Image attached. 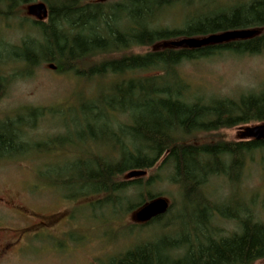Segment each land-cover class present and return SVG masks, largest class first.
Segmentation results:
<instances>
[{"label":"trees","instance_id":"16d2710c","mask_svg":"<svg viewBox=\"0 0 264 264\" xmlns=\"http://www.w3.org/2000/svg\"><path fill=\"white\" fill-rule=\"evenodd\" d=\"M37 2L45 5L47 16L29 23L36 37L25 36L16 47L5 48L8 55L2 54L5 49L0 52V97L8 85L3 62L20 65L26 76L41 65H53L58 74L100 84L93 95L75 94L78 106L69 111L77 128L66 121L59 135L45 141H27L26 130L45 114L63 117L65 112L33 109L0 120V160L53 151L78 139L85 144H79L68 167L38 172L41 178L52 172L48 179L66 199L103 196L97 207H115L131 188L138 202H128L127 211H133L160 196L149 190L163 180L177 187L187 204L183 212L167 219L170 206L145 224L169 236L136 245L106 264H253L264 259V222L234 198L238 213L232 214L226 205L211 202L207 191L213 178L237 183L246 161L256 156L264 170V141L190 142L200 133L264 123V84L236 99L204 101L191 94L180 70L185 63L222 54L263 53L264 0H0V6L7 15ZM174 10L183 12L179 26L159 23ZM242 30L257 34L199 49L169 45ZM134 48L152 49L129 53ZM97 142L106 148L98 149ZM155 167L143 186L140 180H117ZM222 220L234 221L237 230L218 235L214 225Z\"/></svg>","mask_w":264,"mask_h":264},{"label":"rangeland","instance_id":"374dc122","mask_svg":"<svg viewBox=\"0 0 264 264\" xmlns=\"http://www.w3.org/2000/svg\"><path fill=\"white\" fill-rule=\"evenodd\" d=\"M88 3H107L119 0H87ZM247 2L249 0H238ZM20 6L13 14H7V9L0 6V52L5 48L16 47L25 36L36 37L35 32L28 30V25L36 18L29 14L31 5ZM44 5V4H43ZM183 12L174 10L160 18L163 26L176 27L180 25ZM41 18L39 21H44ZM199 39V38H197ZM178 41V40H175ZM152 48H134L131 54H142ZM8 55V49L2 53ZM2 74L8 85L0 97V120L13 117L28 110H54L65 115L45 114L38 118L33 128L26 130V140L31 142L45 141L62 131L64 122H72V128H77L75 117L69 110L76 108L75 94L82 97L93 95L98 87V81L81 82L70 75H61L51 70L48 65L35 68L30 76H26L20 65L3 62ZM181 75L190 86L194 97L209 99H236L238 96L256 92L264 84V52L253 56H233L222 54L206 60L185 63L181 66ZM69 111V112H68ZM48 113V112H46ZM55 116V117H53ZM124 121V120H123ZM243 125L231 129H221L211 133H200L190 141L197 145L217 142L238 143L244 141ZM79 140L67 143L62 148L26 155L12 160H0V198L13 205L27 209L31 214L39 215L38 220L55 223L50 228L51 235L36 239L29 243L22 256L11 252L0 257V264H106L112 258L125 253L146 242H155L162 236H169L159 227L134 223L132 216L139 210L127 211L128 202L133 205L138 202L136 190L129 189L122 194V201L113 207L102 208L96 203L103 196L66 199L64 193L53 186L48 173L43 178L38 176L40 170H55L66 168L71 164L75 154H79ZM98 149L106 148L104 143L97 142ZM258 157L247 160L239 181L231 184L224 178H213L207 188L211 194V202L219 206L229 207L231 213H238V206L246 208L254 219L264 222V170L257 163ZM157 167V166H156ZM154 168L144 171L143 176L128 178L127 174L118 178L119 182L140 180L141 186L156 173ZM67 171V169H66ZM145 193V189H141ZM159 194L171 206L167 219L182 213L187 204H182L177 187L163 180L150 190ZM121 196V195H120ZM226 205V206H225ZM16 220L11 223V216L0 206V229L22 226L26 220L20 214H14ZM8 219V221H7ZM214 226L218 227V235L226 236L237 230L234 221L222 220ZM0 239L8 236L0 231ZM253 264H264V259Z\"/></svg>","mask_w":264,"mask_h":264},{"label":"water","instance_id":"95a60500","mask_svg":"<svg viewBox=\"0 0 264 264\" xmlns=\"http://www.w3.org/2000/svg\"><path fill=\"white\" fill-rule=\"evenodd\" d=\"M29 14L36 18V20H41L42 17L46 18L47 8L43 4L31 5L29 7ZM256 34V30L225 32L199 39H181L178 41H173L169 45L174 48L199 49L208 45L223 44L233 40L249 39L254 37ZM49 68L54 70L53 65H49ZM242 138L250 141H264V123L246 127L242 132ZM144 174V171H133L128 173L127 177L132 179L143 176ZM169 207V202L166 199L156 197L140 207L139 210L133 214L132 219L136 224H146L157 217L165 215Z\"/></svg>","mask_w":264,"mask_h":264},{"label":"flooded vegetation","instance_id":"af4514ba","mask_svg":"<svg viewBox=\"0 0 264 264\" xmlns=\"http://www.w3.org/2000/svg\"><path fill=\"white\" fill-rule=\"evenodd\" d=\"M0 206L6 209V212L11 218H13L11 223L14 220V214H20L26 222L22 226L14 227L13 229L3 228L0 231H3L8 239H0V257L7 256L11 252H16L22 256V253L27 249L29 243H33L36 239L47 238L50 233L51 226L54 225V221L38 220L40 216L36 214H31L27 209L13 205L9 201L0 198ZM8 221V219H7ZM5 223L3 220L0 224ZM0 235H2L0 233ZM52 236V235H51Z\"/></svg>","mask_w":264,"mask_h":264}]
</instances>
